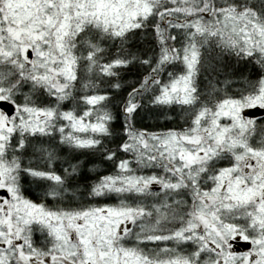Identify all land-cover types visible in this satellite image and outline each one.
<instances>
[{
  "label": "snow or ice",
  "instance_id": "snow-or-ice-1",
  "mask_svg": "<svg viewBox=\"0 0 264 264\" xmlns=\"http://www.w3.org/2000/svg\"><path fill=\"white\" fill-rule=\"evenodd\" d=\"M0 264H264V0H0Z\"/></svg>",
  "mask_w": 264,
  "mask_h": 264
}]
</instances>
